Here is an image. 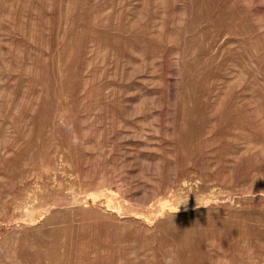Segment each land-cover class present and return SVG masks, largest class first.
Returning a JSON list of instances; mask_svg holds the SVG:
<instances>
[{
    "label": "rangeland",
    "instance_id": "obj_1",
    "mask_svg": "<svg viewBox=\"0 0 264 264\" xmlns=\"http://www.w3.org/2000/svg\"><path fill=\"white\" fill-rule=\"evenodd\" d=\"M0 264H264V0H0Z\"/></svg>",
    "mask_w": 264,
    "mask_h": 264
}]
</instances>
